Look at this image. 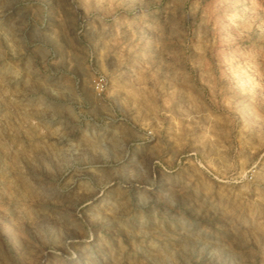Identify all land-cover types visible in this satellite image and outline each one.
Masks as SVG:
<instances>
[{
  "label": "rangeland",
  "instance_id": "374dc122",
  "mask_svg": "<svg viewBox=\"0 0 264 264\" xmlns=\"http://www.w3.org/2000/svg\"><path fill=\"white\" fill-rule=\"evenodd\" d=\"M0 264H264V0H0Z\"/></svg>",
  "mask_w": 264,
  "mask_h": 264
}]
</instances>
